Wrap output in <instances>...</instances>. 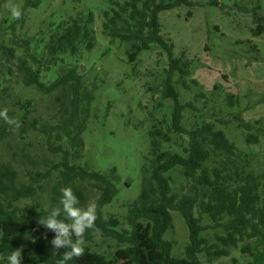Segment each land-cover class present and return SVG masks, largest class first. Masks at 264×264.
Segmentation results:
<instances>
[{"label": "trees", "instance_id": "1", "mask_svg": "<svg viewBox=\"0 0 264 264\" xmlns=\"http://www.w3.org/2000/svg\"><path fill=\"white\" fill-rule=\"evenodd\" d=\"M22 2L18 18L0 19V63L15 73L24 87L46 96L58 93L59 124L33 125L45 134L49 147L61 153L60 180L48 209L59 206L61 190L74 180L94 187L93 196L80 188L73 190L80 206L96 203L97 218L94 228L84 234L83 253L68 264H213L229 258L233 250L252 257L251 240L264 242V170H256L253 156L228 139L216 124L233 123L247 144H256L264 140V117L246 120L240 111H224L240 102L238 94L230 90L221 96L216 113L205 115L192 102L183 104L178 86L189 89L185 78L193 61L185 50L174 53V44L162 33L159 13L180 6L208 5L231 15H250L252 36H260L264 33V2L233 0L228 5L223 0H102L98 9L101 35L124 46L133 70L144 51L164 56L166 67L162 68L158 91L163 99L172 101L170 117L158 120L147 131L139 193L123 203L121 214L106 211L118 192L116 168L103 171L80 165L83 133L91 116L94 89L99 86L83 83L75 62L97 45L96 14L86 0H62L60 15L51 19L56 15L51 10L33 36L23 39L29 31L28 12L38 9L43 0ZM242 42L259 54V47L251 40ZM63 66L68 68L62 71ZM51 72L53 78H49ZM222 79L227 81L228 76L222 75ZM191 83L202 88L193 79ZM222 86L214 84L211 94L218 91L220 95ZM196 97H206L205 92L200 90ZM187 108L197 110V116L186 115ZM144 123L140 120L138 125ZM0 193V264H7L15 249L21 251V264H61L66 250L54 249L50 243L54 234L38 223L47 209L18 205L35 193L33 186L20 183L11 166L1 164ZM173 212L180 213L188 229L181 257L172 253L173 240L165 238L173 228ZM96 236L117 243L110 256L92 248ZM230 260L237 262L234 257Z\"/></svg>", "mask_w": 264, "mask_h": 264}, {"label": "rangeland", "instance_id": "2", "mask_svg": "<svg viewBox=\"0 0 264 264\" xmlns=\"http://www.w3.org/2000/svg\"><path fill=\"white\" fill-rule=\"evenodd\" d=\"M86 1L96 14L97 45L75 64L80 66L78 72L83 83L99 87L94 89L91 116L83 133L84 157L80 165L103 171L113 166L116 168L118 192L106 211L121 214L125 209L123 203L133 200L139 193L140 167L148 149L147 131L158 120L168 119L172 112V101L163 99L158 91L166 58L144 51L139 65L133 70V63L128 62L124 54V46L109 42L100 33L98 9L102 0ZM223 1L230 5L233 0ZM61 2L43 0L38 9L29 11L26 19L29 31L24 35L21 33L22 38L33 36L51 10L56 12L51 19H56L61 12ZM22 3V0H2L0 19L13 16L12 9L20 12ZM159 19L162 33L174 44V53L185 50L193 61L191 73L185 78L189 89L185 85L178 86L183 104L192 102L205 115L216 113L221 96L225 90H230L238 94L240 102L235 107H225L224 111H240L246 120L264 117V33L252 36L254 24L250 15H231L208 5L180 6L161 11ZM244 40L256 44L259 54L251 51L249 43L242 42ZM67 68L63 66L62 71ZM49 75L52 76L49 78L54 77L53 72ZM222 75L228 76V80L222 79ZM192 79L202 88L191 83ZM214 84L223 85L220 95L218 91L211 94ZM200 90L206 97H196ZM56 95L58 93L46 96L34 88L24 87L21 79L0 63V111H6L13 121L8 123L0 118V165L11 166L20 183L33 186L35 193L18 203L30 210L37 209V205L48 209L60 180L61 153L52 150L45 134L33 127L43 123L59 124L62 113ZM197 110L187 108L185 113L197 116ZM140 120H144V125H138ZM216 128L253 156L256 170H264L263 139L256 144H247L242 131L233 123L216 124ZM67 187L72 191L80 188L86 195H94V187L89 182L77 179ZM172 219L173 228L166 232L165 238L173 240L172 253L181 257L188 241V229L180 213L173 212ZM251 243L252 257L241 255L238 250L231 251L230 257L237 261L235 264H264V242L254 238ZM116 247L115 241L99 236L92 245L93 249L107 256ZM230 257L217 259L213 264H233Z\"/></svg>", "mask_w": 264, "mask_h": 264}, {"label": "clouds", "instance_id": "3", "mask_svg": "<svg viewBox=\"0 0 264 264\" xmlns=\"http://www.w3.org/2000/svg\"><path fill=\"white\" fill-rule=\"evenodd\" d=\"M12 15L19 17L20 12L12 9ZM0 118L12 123L6 111H0ZM96 203L91 201L86 207L80 206L78 197L70 187L61 190L58 207L47 209L46 215L41 216L38 223L54 235L50 243L56 250L66 251L61 257V264H68L74 257L83 253L84 234L93 229L96 221ZM7 264H21V251L15 249L7 257Z\"/></svg>", "mask_w": 264, "mask_h": 264}]
</instances>
